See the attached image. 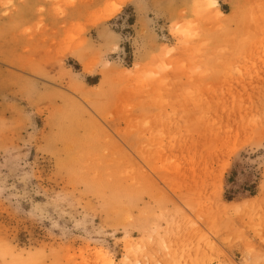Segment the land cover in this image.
<instances>
[{
  "label": "rangeland",
  "instance_id": "obj_1",
  "mask_svg": "<svg viewBox=\"0 0 264 264\" xmlns=\"http://www.w3.org/2000/svg\"><path fill=\"white\" fill-rule=\"evenodd\" d=\"M209 1L0 0V264H264V0Z\"/></svg>",
  "mask_w": 264,
  "mask_h": 264
},
{
  "label": "bare ground",
  "instance_id": "obj_2",
  "mask_svg": "<svg viewBox=\"0 0 264 264\" xmlns=\"http://www.w3.org/2000/svg\"><path fill=\"white\" fill-rule=\"evenodd\" d=\"M214 3H215L214 1H211V0L209 1L210 5H212V4L214 5ZM103 261H105V263H103V264H113L112 260L108 259L107 257H105V260L103 259Z\"/></svg>",
  "mask_w": 264,
  "mask_h": 264
}]
</instances>
